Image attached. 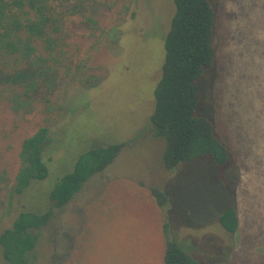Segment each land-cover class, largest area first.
Instances as JSON below:
<instances>
[{"label": "rangeland", "instance_id": "1", "mask_svg": "<svg viewBox=\"0 0 264 264\" xmlns=\"http://www.w3.org/2000/svg\"><path fill=\"white\" fill-rule=\"evenodd\" d=\"M128 1L134 16L124 21L107 11L111 0L87 3L101 26L119 25L120 39L103 42L87 63L103 78L99 85H74L66 89V97H61L63 85L55 90L51 100L57 111L47 117L57 120L43 147L47 177L32 182L21 195L0 193L4 203L0 233L22 212L43 214L52 208L50 192L73 171L81 154L133 141L35 232L32 264H72L84 210L93 211L97 206L89 205L104 195L103 210L92 220L88 251L92 255L89 259L86 254V264H163L165 236L159 224L163 212L157 218L150 210L152 189L170 197L165 208L172 207L173 238L194 260L264 264V0H211L216 10L215 57L199 80L197 114L212 122L229 160L217 166L212 158L203 157L172 171L163 164L166 141L148 131L175 5L173 0ZM77 25L75 21L70 26L68 39L75 61L85 58L90 45ZM45 116L37 112L22 118L0 106V166L12 179L19 168L20 140L33 134ZM142 196L149 205L134 203ZM232 203L239 224L229 235L219 216Z\"/></svg>", "mask_w": 264, "mask_h": 264}, {"label": "trees", "instance_id": "2", "mask_svg": "<svg viewBox=\"0 0 264 264\" xmlns=\"http://www.w3.org/2000/svg\"><path fill=\"white\" fill-rule=\"evenodd\" d=\"M89 1L0 0V106L8 107L22 118L37 112L46 115L33 134L20 140L19 168L14 178L0 166V193L7 191L9 197L21 195L32 182L47 177L43 147L50 141L49 128L57 120L47 117L57 111L51 100L55 90L63 85L61 97H66V89L74 85L84 88L99 85L103 78L87 63L103 42L111 38L110 42L116 43L120 39L119 25L110 29L101 26L89 13ZM173 2L175 13L164 42L162 76L154 91L155 106L148 134L166 141L163 154L166 170L172 171L182 163L203 157L212 158L217 166H225L229 160L226 144L215 134L212 122L197 114L199 80L215 57L216 10L211 0ZM106 8L116 20L134 16L128 0H111ZM75 21L90 41L85 58L76 61L68 44L70 26ZM38 105L42 108L38 109ZM132 142L101 146L81 154L73 171L63 176L50 192L52 208L43 214L22 212L10 228L0 233L1 264H32L30 254L37 244L35 232L46 226L55 210L70 203L91 176L113 163ZM104 196L89 205L97 206L93 211L84 210L83 229L75 239L70 257L72 264H86V254L91 259L92 253L88 251L92 220L95 212L103 210L100 204L106 199ZM150 196L151 212L157 218L163 212L159 223L165 236L163 264H200L173 238L169 220L172 207L165 208L170 197L157 189H152ZM134 200L142 206H147L149 201L143 196ZM3 206L0 197V219ZM104 210L109 211L108 207ZM219 224L227 234L236 233L239 221L234 204L219 216Z\"/></svg>", "mask_w": 264, "mask_h": 264}]
</instances>
